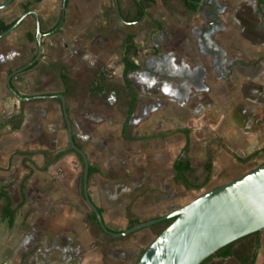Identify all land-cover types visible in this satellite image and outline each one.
<instances>
[{"label":"crops","instance_id":"obj_1","mask_svg":"<svg viewBox=\"0 0 264 264\" xmlns=\"http://www.w3.org/2000/svg\"><path fill=\"white\" fill-rule=\"evenodd\" d=\"M138 10L141 18L126 22ZM24 12L37 16L42 50L31 62L37 52L35 39L28 40V34L35 37L31 15L0 38V188L16 209L11 227L0 221V264H132L154 237L151 226L113 238L87 220L92 211L82 193V159L73 151L45 171L31 164L43 165L42 152L53 156L69 148L56 126L61 121L65 128L57 94L64 96L74 142L96 169L87 177V194L113 232L126 229V208L142 222L194 199L198 190L172 179V163L185 141L179 130L190 129L186 157L199 181L206 151L212 156L206 191L264 162V0H198L193 13L180 0H13L0 9V22L12 25ZM119 29L125 34L111 41L119 44L116 59H99L96 69L87 70L85 54L82 69H67L64 46L100 49L108 31ZM126 36L133 44L128 57L138 66L129 75L137 101L122 134L130 99L122 88ZM99 70L104 81L96 91ZM9 75L24 100L8 91ZM106 92L115 101L109 121L96 106H105L100 96ZM193 98L210 100L190 115L197 121L168 118L170 106L187 108ZM260 149L246 163L230 154L245 157ZM254 264H264V229Z\"/></svg>","mask_w":264,"mask_h":264},{"label":"water","instance_id":"obj_2","mask_svg":"<svg viewBox=\"0 0 264 264\" xmlns=\"http://www.w3.org/2000/svg\"><path fill=\"white\" fill-rule=\"evenodd\" d=\"M12 1H3L0 3V9L8 6ZM64 2L65 0L63 4ZM25 15H31L36 22L37 52L31 61L34 62L41 54L43 34L37 16L33 12H24L16 22L0 33V38L6 36ZM6 87L18 100L25 99L12 88L10 75L7 77ZM56 97L60 101L68 147L82 159L84 201L94 213L101 232L113 238H121L163 220L174 218L153 237L135 264H200L225 245L264 229L263 162L249 172L203 192L185 205L161 217L139 222L122 231H110L87 194L88 160L84 151L76 146L72 138L64 96L57 94Z\"/></svg>","mask_w":264,"mask_h":264},{"label":"trees","instance_id":"obj_3","mask_svg":"<svg viewBox=\"0 0 264 264\" xmlns=\"http://www.w3.org/2000/svg\"><path fill=\"white\" fill-rule=\"evenodd\" d=\"M187 11L189 12H195L198 6V0H180ZM263 2V0H258V4ZM142 16V11L138 10L134 17L132 19H127L126 22L134 21L140 19ZM10 24H4L0 22V33L5 31ZM35 37L34 35L28 34V40L34 41ZM124 50L122 53V80L123 85L122 88L125 90L130 91V99L127 105V111L125 116V122L122 129V134H125L128 121L131 117V114L133 112L135 103L137 101V94L131 84V81L129 79V75L133 72H135L138 69V66L129 59V54L131 49L133 48L132 39L130 36H126L124 40ZM60 80L63 81V77L59 76ZM104 81V73L102 70H99V74L97 76V80L93 86L94 90L100 91L102 87L100 88L99 82ZM93 90V89H92ZM14 128H18V125H16ZM179 132L183 133L185 136L184 145L181 148L178 156L175 158V160L172 163V169L174 172V175L172 177L173 181L175 183H179L183 186L186 190H199L202 187H204L207 182L209 181L210 174H211V168H212V156L209 152V150L206 151V161L203 164V170L205 172V176L202 181H199L197 177H195L194 174V168L190 165L189 160L186 157V154L188 152L189 147V133L190 129H183L179 130ZM73 137V136H72ZM74 139V137H73ZM78 148L81 149V145L77 142L75 143ZM218 144L224 148V145L219 141ZM260 150H256L253 153L245 156V157H238L237 155L230 153L232 157L237 162L240 163H246L250 159H252ZM70 151L69 148L65 150H59L57 151L53 156L48 155L46 152H42V156L44 157L43 165L41 167H37L34 165V163L31 162V164L40 171H45L50 165H52L54 162L59 160L66 152ZM15 154H22V155H32V153H22L17 151ZM23 159V163H24ZM81 161V160H80ZM25 166V164H24ZM96 169L92 168L91 166H88V176L94 173ZM31 172V171H30ZM28 177V176H27ZM25 177L22 180L23 182L26 180ZM23 189V185H21ZM22 191V190H21ZM22 200L25 198L23 194H21ZM0 221L4 222L6 226L9 228L14 223L15 218V208H12V202L10 197L8 196L5 189L0 188ZM100 213V210H98ZM126 215H127V227H132L133 225L138 224L140 221L138 218L134 217L129 209L126 208ZM87 220L96 222V218L94 213L90 212L86 215ZM174 218L163 220L160 223H157L153 225V228H159L161 226L162 228L159 230V232L167 226L169 223L173 221ZM262 231H256L251 234H248L236 241H233L224 247L217 250L214 254L210 255L208 258H206L204 261H202L200 264H222V261L228 257L234 258L239 264H254L257 252L259 249L260 244V234ZM158 233V232H157ZM144 251V250H143ZM141 251V254L143 253Z\"/></svg>","mask_w":264,"mask_h":264},{"label":"rangeland","instance_id":"obj_4","mask_svg":"<svg viewBox=\"0 0 264 264\" xmlns=\"http://www.w3.org/2000/svg\"><path fill=\"white\" fill-rule=\"evenodd\" d=\"M108 32H109V35L107 36V42L104 45L101 44L100 49L95 47L93 44H89L87 47L77 46V45L69 46V47H65L64 46L63 50L65 52L69 53L68 58H67V55L65 56V59H67L66 60V65H68L67 69L68 68L82 69L80 66H81L82 60H83L82 57L85 54H87L88 55L87 57L90 59L88 62H86L87 63V67H86L87 70L96 69V67L98 66L97 62H98L99 59H104V58L116 59V57H114L112 55L119 53V51H120L119 44H112L111 41H112V39H114V40L121 39L125 33L121 29H119L117 31L113 30V31H108ZM98 38H99V35L97 36V39ZM77 41L80 42L79 40H77ZM92 43H94V42H92ZM57 54H61V51L58 50ZM51 60H53L52 57H51ZM45 61H47V63H48V61H50V59H47ZM102 65H105V64H102ZM49 67L52 68L51 66H49ZM47 68H48V66H47ZM106 69H108V67ZM71 71L72 70L70 69V74H71ZM72 81H73V79H72ZM75 83H76V85H75L74 90H76V87L78 85L77 81ZM112 90L114 91V89H112ZM73 96H75V95H73ZM80 96H81V93L78 95V97H80ZM100 98H101V100L105 101V106H103L104 102H101L98 105H96L97 107L100 106V114L99 115H100V117H102L103 114H104V111H105V116H106V118L109 121L116 114V111L113 109V104L115 103V101H113L111 94H109L108 92L101 94ZM73 103L71 102V105ZM206 104L207 105L210 104V100L207 99V98H202V99L193 98V100L190 102V104H188L187 108H184V107L183 108H181V107L178 108L176 106H170L165 112H166L168 118H170L171 120H175V121H179V122H183V123H188L189 124V123H193L194 121H197V117H191V116H196L194 113H201L204 105H206ZM198 108H200V109H198ZM102 109H104V111ZM98 113H99V111H98ZM182 125H185V124H182ZM194 125H195V123H194ZM56 126L59 127V130L61 131L60 132L61 137L63 138V142H64L65 146H67L65 128H64L62 122L60 121V123L56 124ZM195 141H197L196 137H194V142ZM209 141H211V140H209ZM212 142H214V141H212ZM209 144H210V142L208 143V145ZM196 172H197V169L194 170V173H196ZM203 188L204 187L199 189L194 194V198L206 191ZM192 198L193 197H190V199H192ZM161 228L162 227L159 226V228H154V230L152 229L151 230L152 231V237L155 236L157 234V232L159 233V230ZM144 229L145 228L138 230L139 233H141ZM152 237L149 238L148 242L150 241V239ZM141 251H143L142 248H140L137 251L136 256L133 257L132 264H135L137 262L138 258L141 255ZM226 262H227V264H236V262H234V260H232L231 257L228 258L226 260Z\"/></svg>","mask_w":264,"mask_h":264}]
</instances>
